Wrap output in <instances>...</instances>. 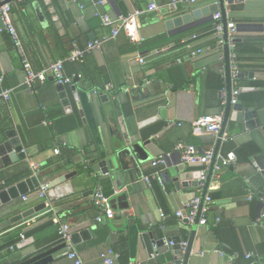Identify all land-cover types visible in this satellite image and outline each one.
Masks as SVG:
<instances>
[{
    "label": "crops",
    "instance_id": "0c3cea01",
    "mask_svg": "<svg viewBox=\"0 0 264 264\" xmlns=\"http://www.w3.org/2000/svg\"><path fill=\"white\" fill-rule=\"evenodd\" d=\"M168 1L10 0L8 3L23 52L31 66L40 69L67 56L73 43L82 47L108 33L110 29L102 25L96 13L115 17L151 2ZM213 4L198 0L179 4L174 10L146 12L139 19L138 43H131L119 32L81 61L65 62L63 70L67 74V66L85 70V76L68 74H78L79 80L65 84L67 104L63 103L53 80L36 83L35 92L23 87L25 72L20 55L0 24L1 86L11 90L9 102L0 96V144L15 139L24 153L23 158L18 157L10 164H4L0 155V191L25 177L35 176L40 187L61 175L71 174L67 183L59 184L58 193L63 196L45 201L49 204L45 209L39 208L45 198L38 196L39 187L0 206L5 207L0 212V223L30 210L21 220L0 225V264H11L13 252L28 248L33 240H58L55 216L69 225L71 235L78 233V241L72 244L82 264H108L103 258L109 248L119 254L111 264H177L178 259H183L185 250L175 255L165 241L179 236L188 242L191 227L175 216V211L182 210L187 199L200 195L202 187L191 185L192 178L183 179L178 189L171 178L163 180L161 185L156 178L146 183L143 177L166 168V163L151 165L158 154L167 155V162L173 167L182 164L179 153L174 151L178 141L192 143L200 150L214 148L215 138L195 133L192 126L201 115L223 112L226 103L223 44L217 45L207 34L217 12L211 11ZM224 7L226 21L235 24V37L241 48L240 72L244 73L231 84L247 89L239 92L238 99L260 97V106H264V0L231 3L224 0ZM192 11L197 18L169 23ZM192 21L196 22L187 26ZM193 35L196 37L192 38ZM197 46H202L203 52L191 55ZM140 56L142 62L138 60ZM213 72L222 75V89L214 87ZM112 90L119 93L112 94ZM80 92H86L92 99L104 134L108 138L111 134L123 138L120 143L128 144L131 133L137 136V125L145 117L159 115L168 122V130L158 145H152L150 159L135 165L131 162L121 175L123 184L119 189L114 187L115 178L109 179L96 169L102 167L103 161L88 125L82 123ZM100 95L106 99L102 100ZM245 144L255 148L253 154L264 153V126L247 129L230 117L219 156L237 163L213 171L208 192L215 197L205 202L206 224L198 223L196 227L187 264H243L247 252L264 264V217L260 216L264 204L256 196L247 198L249 192L256 195L264 191V173L250 160L245 163L236 160L235 151ZM57 146L59 152L54 153ZM31 163L38 166L36 175L31 172ZM184 166L186 172L203 171L204 175L209 168V164ZM97 184L115 194L126 192L128 208L115 209L113 218L97 221L99 211L92 203ZM51 189L56 195L54 188ZM161 213L169 216L162 221ZM83 230L84 237L80 235ZM25 240L26 245L18 247ZM230 247L238 251L233 258L212 251ZM56 255V264H74L66 256V247Z\"/></svg>",
    "mask_w": 264,
    "mask_h": 264
},
{
    "label": "water",
    "instance_id": "95a60500",
    "mask_svg": "<svg viewBox=\"0 0 264 264\" xmlns=\"http://www.w3.org/2000/svg\"><path fill=\"white\" fill-rule=\"evenodd\" d=\"M10 0H5L4 2H8ZM98 1V0H94ZM102 1V0H101ZM227 3H231L232 0H226ZM212 12L218 11L221 14L222 24H223V49H224V59H225V84H226V103L224 111L222 112V123L221 128L215 138V145L213 148V153L211 160L209 162V168L207 174L205 175L204 181L201 183V176L204 175L203 171H184V165L180 166H171L167 162V155L158 154L156 156L159 157L162 155L164 157V164L166 163V168L160 172V177L163 180H167L171 178L174 181V184L178 188L180 182L183 179L191 181V185H200L202 187L200 194V204L197 211L196 218L192 224H189L187 220H182L185 225H190V236L185 247L184 257L182 260H177V263L187 264L188 263V255L190 253V249L192 246V240L195 234L196 227L198 225V220L200 217V209L204 205L205 197L209 198L215 197L211 193L208 192V186L211 181V177L214 171V164L219 156V148L222 142L223 134L225 131V127L227 125L228 119L231 117L233 120L240 122L247 129H253L259 126H264V106H260L261 98L260 97H252L248 100L238 99L235 103H231V90H232V78L230 75L229 69V61H228V43H227V29H226V13L224 7V0H218L216 4H213ZM184 17H175L173 20H170L169 23L179 22L182 19L187 20L189 18H197L196 13L192 11L190 14H184ZM191 22V21H190ZM196 22V21H194ZM190 23L187 26H192L194 24ZM187 22L186 24H188ZM261 28V27H260ZM236 42L238 41L235 38ZM244 73L238 72L237 77H241ZM48 79H54L50 76ZM75 80H79L78 76L74 77ZM56 90L59 96L63 99V103L67 104L66 92H65V84L56 83ZM239 92L244 91L246 88H239ZM247 90V89H246ZM80 116L82 123L87 124L91 134L93 136V140L98 151V155L103 161L102 167L97 166V170L106 174L109 179L115 178L116 189L122 187L123 181L121 178L122 173H125L130 165L133 162V165L138 162L146 161L150 159L152 155V145H158L159 139L166 133L168 130V122L165 119L160 118L159 115H150L145 117L138 123L137 136L132 133L129 134V142L128 144L122 142L123 138H118L116 135L111 134L108 138L101 127V122L98 117V111L95 107L91 98H89L86 92H80ZM101 99L104 100L106 97L104 95H100ZM10 136L11 133H8ZM0 155L2 156V161L4 164H10L13 160L18 157L23 158L24 153L22 152V147L17 143L15 139H10L9 141L2 142L0 144ZM234 155H232V158ZM249 160L255 165L262 173H264V153L253 154L249 157ZM171 167L173 169H171ZM136 168V166L134 167ZM71 178L70 173H66L64 175L59 176L56 179L49 181L47 184V190L45 193L44 201L39 204V208L45 209L46 204L45 201L52 200L54 197L60 198L63 196L58 193L60 190V183L66 182ZM121 178V179H120ZM41 180V179H40ZM39 180L35 176L25 177L19 180L17 183L7 187L6 189L0 191V206L10 199L16 198L18 195L24 194L29 189H34L35 187H39ZM67 183V182H66ZM65 183V184H66ZM70 184V183H69ZM56 193L54 195L53 189ZM179 189V188H178ZM111 205L112 208L123 210L128 208L127 202V193L122 192L119 194H115L111 192ZM5 211V207L0 208V212ZM30 211V210H29ZM29 211H24L17 215H13L8 220L0 223L2 226H8L11 223H15L21 220L23 217L27 216ZM1 229V228H0ZM86 231H81L80 235L84 237ZM78 233H73L71 235V242L76 243L78 241ZM167 241H172L173 245L171 246V251L173 254L178 255L181 250V242L182 239L178 237L168 238ZM164 242V241H163ZM27 241H23L21 245L18 247L25 246ZM65 247V242L62 239H58L52 242H46L45 239L39 238L37 240H33L31 245L28 248L19 250L18 252H13L11 256V264H56L57 255L56 252L61 248Z\"/></svg>",
    "mask_w": 264,
    "mask_h": 264
},
{
    "label": "built area",
    "instance_id": "2783aa9c",
    "mask_svg": "<svg viewBox=\"0 0 264 264\" xmlns=\"http://www.w3.org/2000/svg\"><path fill=\"white\" fill-rule=\"evenodd\" d=\"M5 0H0V24L1 29L8 32L10 35L12 42L14 44L15 49L18 51L22 67L25 72L23 87L30 92H35L36 83H42L46 81L50 76L54 79L56 83L63 84H73L74 77L76 75H68L63 70V65L65 62H76L81 61L84 56L90 53L93 50L99 49L103 43L115 37L119 32H122L127 39L135 44L140 41L139 36V19L140 16L146 12L150 11H161L163 8L174 10L177 8L179 4H193L198 0H169L163 4H157L155 2L149 3L146 7H136L132 11L126 14H120L115 17L104 13L98 14L101 18L102 25L108 27L110 30L108 33L96 38L94 40L89 41L86 45L79 47L75 43L68 55L63 58H57L54 61L48 63L44 67L40 69H34L27 57L23 52V48L21 45V41L19 39L17 30L12 23L11 20V6L8 2H4ZM212 3H217V0H209ZM221 14L220 12H215L213 14V23L212 30L214 34V42L222 46L223 44V24L220 21ZM226 29H227V43H228V61H229V69L232 81L236 79L237 73L240 71L239 66V53L237 51V42L235 40V24L233 21H226ZM196 35H193L192 38H195ZM204 48L202 46H197L193 50H191L190 54L195 55L197 53L203 52ZM140 62L143 61V57H138ZM79 77V75L77 74ZM2 78L0 77V80ZM128 90V88H124ZM10 89L3 88L0 90V96L6 101L9 102L10 99ZM95 93V91H94ZM239 89L237 86H232L231 90V103H235L238 100ZM224 103V102H223ZM222 111L217 114L212 115H201L197 117L192 123L193 130L198 134H210L214 138L217 137V134L221 128L222 123ZM174 151L179 153L180 162L186 166H207L211 160L213 149L208 148L206 150H200L196 145L184 141H178L174 146ZM54 153L59 152V147L53 148ZM164 163V157L160 155L159 157L152 160L151 165L156 166ZM236 161L234 159H228L221 156H218V160L214 164L215 170H220L224 166L228 165H236ZM88 165V164H86ZM32 174H37L38 166L36 164H30ZM151 178H156L158 182L163 185V181L160 177V172L154 171L149 175H145L143 180L146 183L150 182ZM205 175H202L200 180L201 183L204 181ZM47 190V184L43 183L40 185L38 189V196L44 197ZM253 196H256L258 200H260L264 204V191L254 195V193L249 192L247 198L251 199ZM111 195H107L104 193L101 185L97 184L94 188L92 194V203L98 209L99 214L96 217L97 221H101L104 217L107 219L113 218L115 211L112 208ZM210 198L208 196L205 197L204 205L200 209V217L198 223L203 225L206 224L205 217V202L209 201ZM200 204V195L193 196L183 203V209H179L175 211V216H177L180 220H187L189 224H192L196 218L197 211ZM46 206L49 207V204L46 203ZM186 210V211H184ZM169 215L161 213V220H165ZM261 218L264 217V211L261 213ZM54 220L57 225V234L60 239L65 242L66 247V256L73 260L74 264H82V260L78 254V251L74 248L71 242V231L70 227L66 222L61 221L58 217H54ZM260 218L256 220V224L259 222ZM160 227H162V223H160ZM24 235L21 234V239L23 240ZM165 244L171 248L173 245L172 241H165ZM181 249L185 250L187 245L186 241H182ZM213 252H217L220 255L228 256L229 258H233L236 253L227 255L224 251L219 248L212 249ZM119 254L113 249H108L107 255L104 256V263L111 264L114 261V258L118 257ZM245 258L249 259L247 264H261L258 259H252V253H245ZM178 264V263H177ZM182 264V263H179Z\"/></svg>",
    "mask_w": 264,
    "mask_h": 264
},
{
    "label": "trees",
    "instance_id": "16d2710c",
    "mask_svg": "<svg viewBox=\"0 0 264 264\" xmlns=\"http://www.w3.org/2000/svg\"><path fill=\"white\" fill-rule=\"evenodd\" d=\"M209 35L212 36V39L214 41V34H213V30H212V26L211 29L209 30V32L207 33ZM239 44L237 43V51L240 54L241 52V48H239ZM67 65V64H66ZM66 70L68 71V74H72L70 72H75V73H79L80 75L85 76V70L83 68H80L79 66L77 67H66ZM211 81L212 83H214V87L216 89H222L224 87V83H223V77L220 73L218 72H213L212 73V77H211ZM2 83V79L0 80V90L3 89L4 87L1 86ZM118 94L119 92L117 91H113L112 90V94ZM224 105L223 101H222V106ZM254 147L251 144H245L239 148H237L236 152V160L238 161V163H245L249 161V157L254 153ZM29 173V172H28ZM103 191L105 194L110 195L111 194V189H108L106 187H102ZM261 192V191H260ZM216 232L219 234V228H217ZM224 252L228 253V254H233L234 252H238L234 247H230V249H223ZM249 261V259L244 260L243 264H246Z\"/></svg>",
    "mask_w": 264,
    "mask_h": 264
}]
</instances>
